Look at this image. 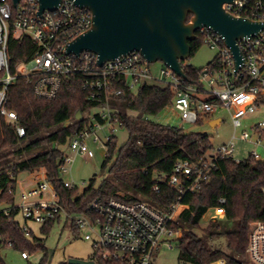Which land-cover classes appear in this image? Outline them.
I'll use <instances>...</instances> for the list:
<instances>
[{"label":"built area","instance_id":"2783aa9c","mask_svg":"<svg viewBox=\"0 0 264 264\" xmlns=\"http://www.w3.org/2000/svg\"><path fill=\"white\" fill-rule=\"evenodd\" d=\"M222 7L233 17L262 23L263 27L255 34L236 40L241 52V61L236 67L222 36L209 26H200L195 33L211 48H216V54L192 82L181 78L161 62L158 74H153L151 63L137 51L104 61L101 66L96 64L97 56L92 52H82L79 56L65 54L66 44L92 24L91 12L72 0H62L55 10H44L41 15L38 14L37 0H19L16 5L11 0H0V116L15 126L18 136H23L24 129L18 123L17 114L7 107L12 82L23 77L31 83L35 96L51 99L57 95L64 76L82 74V88L88 91L89 98L98 99L100 104L97 111L88 115V125L69 139L68 149L76 154L93 156L87 139L102 147L107 146L114 134V126L119 124L118 118L112 115L109 97L121 92L114 87L121 79L129 88L143 81L169 85L173 90L171 105L183 122L198 123L226 108L234 127L238 128L242 125V118L253 113L261 96H264V0H232L223 3ZM10 36H26L38 46V51L29 60L17 62L13 68L7 56ZM106 126L108 132L103 136L98 134ZM263 134L264 120L251 123L249 130H243L240 136L233 134L228 142L216 146L211 154L197 162L177 160L170 175H155L157 183L152 188L158 192V182L166 181L180 193L194 191L208 179L216 157L232 158L235 138L264 149ZM250 155L264 161L256 150ZM71 163L72 157L66 153L60 173L66 172ZM64 185L68 188L77 186L71 181H64ZM218 201V206L209 207L202 215L203 221L224 216L222 204L225 198L220 197ZM184 208L186 205L179 201L164 210L141 199L95 198L85 211L68 213L41 172L34 177L32 186L22 188L19 195L14 196L13 203L2 210L8 216L12 209H16L12 216L19 220L25 237L34 233L29 221L41 226L63 216L70 219L75 228L84 230L83 238L92 241L95 250L91 260L97 264L100 261L108 264H154L153 255L160 244L170 248L182 236L183 228L175 225ZM28 255L21 252L23 258H28ZM211 264H225V261L218 259ZM244 264H264V220L249 224Z\"/></svg>","mask_w":264,"mask_h":264},{"label":"trees","instance_id":"16d2710c","mask_svg":"<svg viewBox=\"0 0 264 264\" xmlns=\"http://www.w3.org/2000/svg\"><path fill=\"white\" fill-rule=\"evenodd\" d=\"M202 43V37L195 33L190 42V56ZM37 51L38 46L26 36H10L8 39L7 56L11 68L17 62L29 60ZM181 64L187 78L195 82L201 68L185 61ZM82 81V74L64 76L57 95L51 99L35 96L31 83L23 77H17L9 87L7 107L17 114L24 135L18 136L15 126L0 116V248L9 242L20 252L42 250L43 256L33 264H48L44 238L35 237L34 233L25 237L19 220L12 216L16 209H12L8 216L2 210L14 201L18 174L43 169L46 180L68 213L85 211L95 198L134 201L143 197L164 210L179 201L186 205L175 225L183 228L182 236L176 242L179 262L211 264L223 259L225 264H244L249 224L264 220V161L254 159L250 154L239 161L218 156L213 160L208 179L198 189L180 193L164 181L158 182L159 191L156 192L152 188L157 183L156 174L167 177L177 160L197 162L214 146L206 133L186 131L183 127L147 118L171 106L173 90L169 85L143 81L129 88L121 79L114 86L121 92L109 97V105L112 115L118 118V126L125 128L128 135L117 149L115 134L107 143L101 169L107 171L110 179L103 178L96 183L93 176L82 190L77 186L68 188L59 168L67 153L69 139L88 125L90 118L83 114L100 104L98 99L89 98L88 91L82 88ZM78 112L80 117L76 118ZM22 154L29 155L18 159ZM119 184L129 188L132 194H121ZM220 197L225 198L222 204L224 217L231 220V227L216 232L219 223L214 219L201 230L208 236L223 235L228 252L209 243L195 231L200 228L206 210L219 205ZM59 220L56 218L41 225L40 232L47 235L53 223ZM0 264H6L1 254ZM99 264L108 263L100 261Z\"/></svg>","mask_w":264,"mask_h":264},{"label":"water","instance_id":"95a60500","mask_svg":"<svg viewBox=\"0 0 264 264\" xmlns=\"http://www.w3.org/2000/svg\"><path fill=\"white\" fill-rule=\"evenodd\" d=\"M13 5L19 0H11ZM62 0H37L38 14L55 10ZM92 14V24L65 46V54H96V64L139 52L147 62L160 61L183 79L181 62L190 57V42L200 26H209L223 38L238 67L241 52L236 40L255 34L262 23L229 15L222 7L232 0H72ZM191 15L188 19V15ZM78 112L76 118H79ZM211 124V123H210ZM212 125V124H211ZM67 264H97L69 258Z\"/></svg>","mask_w":264,"mask_h":264},{"label":"rangeland","instance_id":"374dc122","mask_svg":"<svg viewBox=\"0 0 264 264\" xmlns=\"http://www.w3.org/2000/svg\"><path fill=\"white\" fill-rule=\"evenodd\" d=\"M216 54V48H211L206 42H203L198 50L185 60V63L192 65L195 68L204 67ZM160 61L151 63L150 67L153 74H158V68ZM152 83V81H148ZM98 107H93L84 115H90L97 111ZM220 118V121L209 122V119H203L198 123H186L180 120L178 112L171 105L166 107L157 115H148L147 118L162 123L174 126L183 127L186 131L203 132L210 136L211 142L214 148L222 143L228 142L233 134L240 136L243 130H249V125L261 120H264V96H261V100L257 103V108L253 113H249L242 118V125L235 128L230 116L229 111L226 108H221L217 112L213 113L211 118ZM113 133L117 136L116 149L122 145L127 139V131L123 127L118 125L114 126ZM108 126L104 127L101 132H98L103 136L104 132H108ZM235 146L232 152V158L236 161L243 160L256 150L262 157H264V149L256 144L243 140L234 139ZM86 143L90 150L93 152V156L86 157L80 154H76L66 148L67 153L72 157V163L70 164L66 172L61 173V178L64 181H71L77 185L79 190L85 188L89 180L95 176L96 183H99L103 178L110 179L106 170L101 169V163L107 150V146H100L97 142H93L91 139H87ZM213 152V149L208 152V155ZM34 153V152H32ZM29 154L19 155L17 158L22 159ZM16 158V159H17ZM44 174L43 169L33 171V176L37 174ZM30 172H21L17 176L15 198L21 192V189H26L32 185V179ZM112 179V178H111ZM116 181V180H115ZM117 182V181H116ZM120 193L132 194V191L126 186L119 184ZM141 200H145L143 197H139ZM219 227L215 229L216 232H223L230 228L232 225L231 220L223 217L217 218ZM207 221H201L200 228L195 229L197 234L202 235L209 243L214 246L228 252L225 238L223 235L213 237L208 236L202 232V228L207 225ZM29 225L34 231V236L38 238H44V245L46 247V254L48 258V264H58L61 262H67L69 258L89 259L94 254V247L92 241L83 238V229L72 227V222L66 217H61L59 221L53 223L51 229L47 235H43L40 232V225L29 221ZM42 250H37L32 253H28V258H23L19 249L6 244L0 248V254L6 264H33L37 263L43 256ZM178 246L174 242L172 247H167L164 244H160L158 249L154 252L153 261L154 264H185L177 260ZM188 264V263H186Z\"/></svg>","mask_w":264,"mask_h":264},{"label":"crops","instance_id":"0c3cea01","mask_svg":"<svg viewBox=\"0 0 264 264\" xmlns=\"http://www.w3.org/2000/svg\"><path fill=\"white\" fill-rule=\"evenodd\" d=\"M212 116V115H211ZM211 116L208 118L209 119V122L212 124V122H215V121H217V122H219L220 121V118H211ZM31 176L33 177V173H31ZM33 183H34V177H33V179H32V185H33ZM31 185V186H32Z\"/></svg>","mask_w":264,"mask_h":264}]
</instances>
